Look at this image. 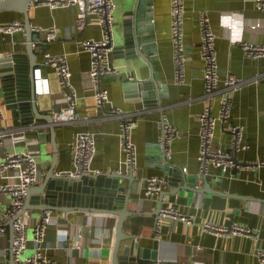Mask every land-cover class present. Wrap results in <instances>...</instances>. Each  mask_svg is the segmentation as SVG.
I'll use <instances>...</instances> for the list:
<instances>
[{"label":"crops","instance_id":"0c3cea01","mask_svg":"<svg viewBox=\"0 0 264 264\" xmlns=\"http://www.w3.org/2000/svg\"><path fill=\"white\" fill-rule=\"evenodd\" d=\"M115 4L114 39L122 29L124 0H113ZM183 72L184 80L176 77L173 59L174 45L170 32V0H151V26L153 45L144 56L117 57L111 62L119 73L103 77L100 87L108 92L109 104L98 107L92 97L93 87L86 79L90 67V56L80 49L82 39H98L102 35L96 17L90 16L83 31L75 29L76 7L50 9L30 7L31 26L55 27L56 37L47 41L41 33L36 45V61L39 90L36 106L40 113L58 111L62 105V94L54 69L44 61L46 53L66 54L71 72V82L77 94V121L69 125H55L57 163L55 171L68 170L72 166L71 142L75 133L91 131L95 135L97 153L93 168L100 173L124 171V154L119 149L120 123L112 117L113 109L128 114L137 125L132 141L136 150V181L132 184L128 204L130 211L140 214L129 216L124 221V231L135 235L144 248H151L157 240V255L160 261L182 264H263L257 249L264 248V57L249 58L240 46L241 41L264 45V11L258 10L254 0H183ZM205 11L214 32L219 82L212 95H207L204 61L200 56L201 35L198 14ZM141 20H146L142 10ZM22 21L18 11L0 12V24ZM120 36V34H119ZM26 49V33L12 35L0 33V58L12 52L23 53ZM146 54V55H145ZM148 55V56H147ZM146 57V58H145ZM150 61L158 85L146 90L149 105L143 104V96L133 89L135 82L147 80L151 74ZM227 76H233L238 84L235 88L225 85ZM130 82V83H129ZM8 123L16 132L15 141L7 139L5 148H0V161L5 152L31 151L39 164L42 182L51 166L53 145L45 119H35L31 126L14 127V117L6 109ZM155 101V102H154ZM227 102L228 114L221 116V103ZM208 108L216 119L213 144L227 150L235 164L226 174L221 169L209 166L207 181L214 192L206 188L201 176L199 161V132L201 113ZM222 118H221V117ZM174 130L167 151L162 147V123ZM238 128L241 138L237 148H232L230 130ZM166 158L186 175L199 178L189 190L166 194L162 207L173 206L191 217V223L179 219L162 217L158 221L156 211L159 194L145 195L142 178L165 176L162 169ZM246 163V164H245ZM248 165V166H246ZM167 178V177H166ZM0 177V185L4 182ZM179 185H182L181 183ZM188 187V186H187ZM168 183L163 192H171ZM10 204V196L0 192V218ZM28 237L32 238L33 223L42 213L30 212ZM56 223L46 231L41 247L48 256L63 264H111V250L118 218L112 215L72 211H53ZM230 226L237 223L252 231L244 235H215L205 228V223ZM159 224V226L157 225ZM80 236V238L78 237ZM12 231L8 227L0 235V262L11 259L9 250ZM36 250L31 242L25 254Z\"/></svg>","mask_w":264,"mask_h":264},{"label":"built area","instance_id":"2783aa9c","mask_svg":"<svg viewBox=\"0 0 264 264\" xmlns=\"http://www.w3.org/2000/svg\"><path fill=\"white\" fill-rule=\"evenodd\" d=\"M170 32L174 45L173 59L177 69L176 77L179 82L184 80L183 62V0H170ZM258 10L264 11V0H254ZM49 7L50 9L76 7L77 15L75 20V29L80 32L85 29L89 23V17L95 16L96 23L102 30V35L98 39H82L79 43L80 49L90 56V67L86 73V79L90 82L94 91L92 97L98 107H104L109 104L108 92L100 87V80L103 77L114 76L119 73L117 66L111 62V52L114 45L113 28L115 4L113 0H30L29 7ZM198 27L201 35L200 56L204 61V76L206 78L207 95H212L217 89L219 82L217 76V55L215 49L216 36L212 31L210 20L205 11L198 14ZM22 21H13L0 24V33L12 35L19 31H24ZM32 30L41 33L47 41H52L56 37V28H42L32 26ZM241 48L249 58L258 59L264 57V45H255L241 41ZM44 61L50 65L57 76L58 84L62 94L63 105L58 111L52 112L55 125H69L77 121L76 111L77 94L71 82V72L66 54L46 53ZM37 70V69H36ZM225 85L235 88L236 79L233 76H227ZM229 106L226 101L221 103V116L228 114ZM112 117H116L120 123L119 149L124 154V171L129 173L136 167V150L132 141L133 131L137 125L135 119L128 118V114L113 109ZM220 116V117H221ZM222 118V117H221ZM161 118L162 123V145L164 151H167L166 143L170 142V136L174 132ZM199 161L203 175H207L209 166L221 169V173L226 174L231 165L235 164L232 155L220 146L213 144L216 119L210 115L206 108L199 117ZM16 132H14L8 123L6 111L0 98V148H5L7 139L15 141ZM232 137V148H237L241 138V132L238 128L230 130ZM72 149V166L68 170L55 172L57 176L76 178L82 175L97 174L98 170L93 168L95 159L96 139L91 131H79L75 133L73 141L70 144ZM235 162V163H234ZM248 166V165H246ZM184 170V169H183ZM41 170L34 154L31 151L5 152L3 161H0V177L4 182L0 185V192L10 196V204L7 210L0 218V235H5L8 227L12 231L10 252L15 264H63L54 260L44 252L40 244L44 241L46 231L56 223L53 211H45L41 218L33 223L32 238L28 237V226L30 214L22 212L25 203L26 191L30 186L38 185L41 181ZM145 195L159 194L167 185L165 176H148L142 178ZM158 221L162 217H169L174 220L179 219L185 223H191V217L179 212L173 206L162 207L157 215ZM57 224V223H56ZM159 226V224L157 223ZM205 228L215 235H244L249 236L252 231L246 227L232 223L229 227L224 225H214L209 222L204 224ZM80 238V236H78ZM33 243L36 250L28 255L25 254L29 244ZM259 261L264 264V248L257 249ZM221 264V263H216Z\"/></svg>","mask_w":264,"mask_h":264},{"label":"water","instance_id":"95a60500","mask_svg":"<svg viewBox=\"0 0 264 264\" xmlns=\"http://www.w3.org/2000/svg\"><path fill=\"white\" fill-rule=\"evenodd\" d=\"M29 1L0 0V12L14 10L22 14L26 33V49L23 53L12 52L2 55L0 58V89L5 107L14 117V127L31 126L35 119L43 118L47 121L50 130L47 137L51 139L53 145V156L51 166L42 182L27 189L22 212L30 211L43 214L45 211L62 213L82 211L112 215L117 217L118 221L115 226V237L111 250V264H182L160 261L157 255V240H153L151 248H144L135 239V235L124 231L125 218L140 214L128 209V204L132 201L130 198L132 184L137 179L134 170H130L129 173L115 170L76 178L60 177L55 174L58 149L54 143L53 116L52 113L45 115L40 113L36 106L39 83L36 72L38 63L35 47L39 44L40 35L32 30L29 18ZM150 3L151 0H124L122 29L114 39L111 55L129 58L149 53L148 50L151 49L154 38L150 21L152 18ZM142 10L146 13L144 23L141 20ZM147 62L151 66L150 61L147 60ZM152 86L156 90L158 89L153 68L147 80L137 81L131 86H127V90L133 89L140 98L143 96V104L147 106L149 100L145 98V91L147 90L153 96L155 93L151 90ZM162 147L164 148L163 145ZM163 159L162 169L166 174L168 185L172 189L169 193L163 191L159 193V202L153 213L155 215L161 211L163 198L166 194H172L182 189L191 191L189 186H194L200 178L196 175H186L183 169L170 163L166 155ZM201 178L206 186L203 191L214 192L210 189L211 185L207 181V175H202ZM180 183L182 185H179ZM0 264H15L12 254L9 262H0Z\"/></svg>","mask_w":264,"mask_h":264},{"label":"rangeland","instance_id":"374dc122","mask_svg":"<svg viewBox=\"0 0 264 264\" xmlns=\"http://www.w3.org/2000/svg\"><path fill=\"white\" fill-rule=\"evenodd\" d=\"M115 16H116V14L114 13V19H115ZM52 214H53V212H52Z\"/></svg>","mask_w":264,"mask_h":264}]
</instances>
